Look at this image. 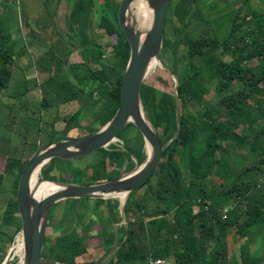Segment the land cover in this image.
Wrapping results in <instances>:
<instances>
[{
    "label": "trees",
    "instance_id": "16d2710c",
    "mask_svg": "<svg viewBox=\"0 0 264 264\" xmlns=\"http://www.w3.org/2000/svg\"><path fill=\"white\" fill-rule=\"evenodd\" d=\"M94 1L100 7L99 27L113 38L110 47L113 58L107 71L103 68L89 72L83 69L84 63L71 66L80 70L72 68L77 79L95 88L90 95L97 89L102 90L105 85L112 87V91L106 93L111 117L118 104L121 76L129 49L116 25L118 3L115 0ZM171 2L164 24L171 28L174 43L169 44L162 39L159 59L163 60V55H169V69L177 80L178 134L165 147L151 175L139 185L148 191L150 199H130L133 190L127 194L122 206L124 225L113 228L120 221L115 212V200H94L93 210L103 205V211L111 220V227L107 231L100 228L102 234L99 239L96 238L98 245L102 247L104 255L116 245L106 264H143L148 257L167 259L170 264H236L233 260L228 262L224 246L228 228L233 227L237 237L245 239L237 247L238 264H262L259 254L264 243V20L253 13L248 18L245 14L240 16L239 11L245 0L237 9H233L227 0H183L182 4H178V0ZM73 12L68 17H80V14L74 15ZM216 19L229 24L222 38H216L209 30V22ZM192 21L195 23L182 34L185 26ZM174 22L178 26L173 25ZM199 28H202L201 33ZM204 34H211L207 42L202 40ZM9 43L10 38L0 29V91L10 79V68L14 63ZM181 47H184V51L177 55ZM230 50L235 54L233 58L227 57ZM104 52V48L96 47V54L90 59L99 60ZM252 59L256 63L250 66L247 63ZM112 74L114 77L110 79ZM206 84H212L213 93L219 101L214 108L204 111L202 97L208 90ZM139 99L145 119L163 144L176 131L173 93L165 95L150 85L141 84ZM161 103L165 108L161 107ZM188 108L190 111L185 112ZM95 118L92 116V119ZM107 119L98 120V128ZM116 137L122 141L120 145L109 144L107 156L104 149L96 150L95 161L85 163L81 168L74 166L70 160L57 158L51 159L48 164L64 166L60 168L63 176H87V182L83 185L111 180L105 168L106 157L113 163L124 164L125 172L140 165L146 158L142 139L131 124H126ZM178 152H181L189 174L186 182L175 161ZM232 152H242L241 158H228ZM251 154L255 161L241 166L239 160ZM27 158L17 162L5 160L2 169L8 175L11 162L17 166L16 175L12 176L10 196L0 199L3 200L0 224L14 229L11 234L0 231V236H5L8 242L20 229L15 190ZM236 163L240 164V170H236ZM252 173L257 174L256 178ZM213 175L221 179L226 175L230 180L216 189L212 183ZM153 178L155 181L151 184ZM58 181L66 182L68 179L60 177ZM220 197H223L221 202ZM229 202L234 204V213L229 214L230 209L222 220L221 208L228 207ZM73 208L70 207V210ZM82 218L81 215L76 220L74 216L71 222L69 218L62 222L69 224L63 225L62 230L72 226L67 233L61 230L50 237L45 235L42 255L54 261L75 264V260L85 254L83 241L86 244L89 242L86 233L94 223L89 218L81 237L71 235V230ZM147 225L153 230L150 235L145 230ZM250 242L253 243L252 249ZM96 249L98 247H94Z\"/></svg>",
    "mask_w": 264,
    "mask_h": 264
},
{
    "label": "rangeland",
    "instance_id": "374dc122",
    "mask_svg": "<svg viewBox=\"0 0 264 264\" xmlns=\"http://www.w3.org/2000/svg\"><path fill=\"white\" fill-rule=\"evenodd\" d=\"M208 1L210 0H205V2ZM241 1L228 0L233 9ZM76 2L77 4H75ZM115 2L119 3L120 0H115ZM218 2H222V0H218ZM182 3L183 0H178V4ZM72 11H74V15L80 14V17L68 18V13H72ZM99 11L100 7L94 0H0V29L5 36L10 38V51L14 58L13 66L10 68V79L0 91V199L10 196L12 176L16 175L17 170L14 162L26 159L38 147L49 142H57L64 137L74 138L86 134L87 131H94L98 129V120L101 121L104 117L111 118L108 113L110 107L109 99L108 105L106 100V92H109L110 86L105 85L102 90L97 89V92L94 93L95 95H90L95 88L91 84H86L77 79L73 73L72 66L69 65L71 62L84 63L83 69H87L89 72L103 68L106 71L108 70V64L113 56L110 48L113 38L106 35L102 28L99 27ZM129 13L135 24L133 5L130 6ZM250 13L257 15V17L260 15L262 16L260 19L264 20V0H245L243 7H241L240 16L245 14L248 18ZM24 25L27 26L25 27L26 29ZM173 25L178 26L176 22ZM42 26L47 27L46 33L47 31H54L53 38L55 41H52V44L46 43L49 40L43 42L37 38L36 34H33L39 32L44 39L43 32H40V27ZM250 26L252 27V23ZM147 28L144 30L136 29V31L143 34ZM228 28L229 24L225 20L216 19L209 22V30L212 31L216 38H222L226 35ZM201 32L202 28H199V33ZM210 38L211 34L202 36L204 42ZM95 46L104 48L105 51L103 58L99 60L90 59L96 54ZM70 48L73 51H78V53L69 57ZM183 51L184 47H181L177 55L183 53ZM234 56L235 54H232L230 50L227 57L233 58ZM170 62L171 58L166 54L163 59V66L166 69L162 66H154L151 70L146 71L142 84L150 85L165 95L172 94L174 75L172 74L173 71L169 69ZM255 63L256 60L252 59L247 64L253 66ZM204 75L203 78L208 81ZM113 77L114 75L112 74L110 79H113ZM206 87L208 90L202 97V101L205 103L203 106L204 111L211 110L219 101L213 93L212 84H206ZM163 105L161 103V107L165 108ZM196 108L198 109L197 106ZM189 111V108L185 110V112ZM92 116H96L98 119H92ZM125 138L128 139V136ZM120 143L122 141H116L111 144L120 145ZM103 149L105 156H107L109 153L108 146ZM241 153H229L228 158L240 157ZM216 155L218 154L216 153ZM96 158L97 153L94 151L86 157L70 160V162L74 166L81 168L85 163L94 162ZM5 160L14 161L11 164L8 163V165H12L9 173H13V175H6L2 172ZM175 161L179 167L182 179L185 182L188 181L189 174L184 167L181 152L176 154ZM239 161L241 166H246L254 162L255 157L251 154V156L249 155ZM236 165V170H240V164L236 163ZM123 166L124 164L113 163L108 157L105 158V168L112 179L125 173ZM63 167L59 163L55 165H49L48 162L43 164L36 174L38 183L58 181L60 177L68 179L65 183L73 182L83 185L87 182L85 180L87 176L85 175H82V177L63 176L60 170ZM226 170L224 168L225 172ZM256 175L252 173L253 178H256ZM215 176H212L214 177L212 178V183L216 189H220V186L230 180L226 175L222 179ZM154 181L155 179L153 178L150 183L153 184ZM147 192L145 188L139 186L136 190L133 189L130 199L138 200L143 198L148 201L150 194ZM108 199L117 202L115 212L120 218V221L113 228L118 225H124L121 202L116 197ZM218 199L220 202L221 200L223 201V197ZM94 202L93 199L60 201L53 205L47 214L44 233L49 237L56 232L59 233L63 225H69L61 224L66 219L69 218L71 222L74 216L77 220L78 216L82 215L81 221L77 222L73 230H71V235L74 234L77 237H81L82 232L85 230L84 225L93 216L94 223L91 224L86 233L89 236V242L86 244V241H83L85 254L75 260L80 264L101 261L100 259H105L109 253L104 255L102 247L100 248V244L98 245V239L102 234L100 228L102 227L104 232L107 231L111 227V220L108 218L109 215L107 216L106 212L103 211V205L99 206L96 211L93 210ZM232 203L229 202L228 205L229 210L231 209L229 214L234 213V204ZM2 206L3 200H0V211L3 209ZM69 207L75 208L70 210ZM63 210H65L64 214ZM71 227L67 226V229L62 230V232L67 233ZM13 230V227L6 228L0 224V231L5 234H11ZM145 230L149 235L153 232L152 227L148 225ZM18 236L19 233L15 234L11 242L6 241L5 236H0V263L4 260H10L8 264L19 263L20 255L15 253L16 249L14 247ZM244 242V238L237 237L233 227L228 228L224 245L228 262L233 260L238 264L237 247ZM249 246L252 249L253 243L250 242ZM94 247H98V249L94 250ZM232 250L236 251L228 253ZM259 256L262 264H264V243Z\"/></svg>",
    "mask_w": 264,
    "mask_h": 264
},
{
    "label": "water",
    "instance_id": "95a60500",
    "mask_svg": "<svg viewBox=\"0 0 264 264\" xmlns=\"http://www.w3.org/2000/svg\"><path fill=\"white\" fill-rule=\"evenodd\" d=\"M134 1L137 0H120L116 11V25L128 45L129 54L121 76L118 104L111 118L101 127L89 133L75 138L49 142L38 147L20 170L15 190V204L20 223L18 237L19 243L22 245L18 264H67L41 257L49 209L60 201L71 199L105 200L118 194H124V197H127L129 192L145 182L151 175L159 163L165 147L178 134L177 80L174 76L173 96L176 131L163 144L160 143L156 131L145 119L139 99L140 85L150 60H156L160 67L166 69L159 59V54L164 19L171 0H144L151 10V19L143 34L136 31L134 20L129 13V8ZM126 124H131L142 139L146 155L143 163L135 165L130 171L120 174L114 179L90 185L60 181L48 182L61 188L40 199L34 198L30 190V177L34 171L38 172L43 164L54 158L74 160L105 148L118 141L116 135ZM124 201L125 198L120 203L121 208ZM115 249L116 245L114 244L107 257L101 261L82 264H106ZM9 262L10 260H4L0 264H8Z\"/></svg>",
    "mask_w": 264,
    "mask_h": 264
},
{
    "label": "bare ground",
    "instance_id": "6f19581e",
    "mask_svg": "<svg viewBox=\"0 0 264 264\" xmlns=\"http://www.w3.org/2000/svg\"><path fill=\"white\" fill-rule=\"evenodd\" d=\"M132 5H133V15L135 18V29H138V30L146 29L151 19L150 8L147 6L144 0L134 1ZM157 65L159 66L156 60H150L148 67H147V71L151 70L154 66H157ZM36 174H37V171H34L30 177V190L34 198L40 199L41 197H44L54 192L55 190H58L61 188L60 186L52 184V183H38ZM114 197L118 198L119 202H122L125 198L124 194H118L117 196H114ZM14 247L16 249L15 253H18L20 255L22 245L18 242L16 246Z\"/></svg>",
    "mask_w": 264,
    "mask_h": 264
},
{
    "label": "flooded vegetation",
    "instance_id": "af4514ba",
    "mask_svg": "<svg viewBox=\"0 0 264 264\" xmlns=\"http://www.w3.org/2000/svg\"><path fill=\"white\" fill-rule=\"evenodd\" d=\"M228 1V0H227ZM171 2V1H170ZM119 4V3H118ZM205 5H207V6H209L210 5V3H205ZM240 5H241V2L239 3V5L237 6V7H235L234 9H237V8H240ZM168 8V7H167ZM240 12L241 11H239V14H240ZM166 15H167V11H166ZM165 15V16H166ZM68 16H69V13H68ZM68 18H70V17H68ZM165 20V19H164ZM195 22L194 21H192L191 23H189L188 25H186L185 26V28H187L185 31H184V29H183V31H182V34H184V33H186L188 30H189V28L194 24ZM40 29H41V31L40 32H43V34H44V36H45V38L43 39L42 38V35H41V33H39V32H37V33H33V34H36L37 35V38H39V39H41L43 42L44 41H48L49 40V42H46L47 44H52V41H55L54 40V38H53V36H54V31H52V32H48L47 31V33H46V29H47V27H44V26H42V27H40ZM33 31V30H32ZM97 35V34H96ZM197 37V36H196ZM53 38V39H52ZM162 39H164V41L166 42V43H169V44H173L174 43V40H173V38H172V31H171V28L169 27V25L168 24H164V26H163V30H162ZM210 40V39H209ZM208 41V40H207ZM206 41V42H207ZM51 42V43H50ZM162 44V43H161ZM83 47V46H82ZM95 48H96V46H95ZM101 48V47H100ZM75 53H78V51H73L72 50V48H70V50H69V53H68V56L70 57V56H73V54H75ZM166 54V53H165ZM104 56V55H103ZM164 57H165V55H163ZM103 58V57H102ZM112 58H113V56H112ZM161 60V59H160ZM162 61V63H163V60H161ZM66 62V61H65ZM66 64V63H65ZM70 64V66L71 65H75V64H77L76 62H71V63H69ZM85 67H86V63H85ZM73 69H75V70H78V71H80L79 69H76V68H74V67H72ZM84 68V67H83ZM112 91V87L110 86V90H109V92H111ZM108 92V91H107ZM106 92V93H107ZM41 257H46V256H43L42 255V249H41ZM48 258V257H47ZM51 259V258H50ZM76 262V261H75ZM75 264H80V263H75Z\"/></svg>",
    "mask_w": 264,
    "mask_h": 264
},
{
    "label": "built area",
    "instance_id": "2783aa9c",
    "mask_svg": "<svg viewBox=\"0 0 264 264\" xmlns=\"http://www.w3.org/2000/svg\"><path fill=\"white\" fill-rule=\"evenodd\" d=\"M229 211V207H223L221 208V211H220V218L223 220L226 218V215ZM19 237L17 238L16 240V244L19 242ZM146 264H170V262L167 260V259H162V258H151V257H148L146 259Z\"/></svg>",
    "mask_w": 264,
    "mask_h": 264
},
{
    "label": "crops",
    "instance_id": "0c3cea01",
    "mask_svg": "<svg viewBox=\"0 0 264 264\" xmlns=\"http://www.w3.org/2000/svg\"><path fill=\"white\" fill-rule=\"evenodd\" d=\"M95 95V94H93ZM11 175H13V173H10ZM59 203V202H58ZM70 208V207H69ZM65 210H63V214H64ZM63 216V215H62ZM66 219V218H65ZM91 219H93V216H91Z\"/></svg>",
    "mask_w": 264,
    "mask_h": 264
}]
</instances>
